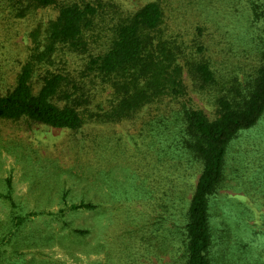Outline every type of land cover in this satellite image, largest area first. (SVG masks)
<instances>
[{"label": "rangeland", "instance_id": "obj_1", "mask_svg": "<svg viewBox=\"0 0 264 264\" xmlns=\"http://www.w3.org/2000/svg\"><path fill=\"white\" fill-rule=\"evenodd\" d=\"M75 1L60 0L14 18L0 0L2 91L13 88L21 68L32 61V47L47 44L45 31L60 5ZM151 1L161 4L168 32L178 33L194 52L199 49L197 56L217 75L233 72L240 80L264 50V0H86L122 14ZM96 28L85 37L92 56L109 42V33L99 31L100 24ZM86 55L58 46L48 62L35 65L33 93L45 71L82 81ZM183 79L181 99L163 98L120 122L96 118L108 112L112 100L111 91L97 85L86 89L89 103L78 109L84 123L77 131L0 121V264H183L180 230L201 165L179 151L168 153L170 127L154 125L170 120L181 104L210 121L217 117L210 92L192 85L186 74ZM215 196L214 245L222 213L228 214L224 264H264V115L231 142ZM221 199H228V208H221ZM81 202L96 209L70 208ZM76 229L88 233H71ZM218 249H212L214 258Z\"/></svg>", "mask_w": 264, "mask_h": 264}, {"label": "trees", "instance_id": "obj_2", "mask_svg": "<svg viewBox=\"0 0 264 264\" xmlns=\"http://www.w3.org/2000/svg\"><path fill=\"white\" fill-rule=\"evenodd\" d=\"M2 1L10 16L23 18L60 0ZM107 11L104 6H93L86 0L60 5L57 18L45 31L47 44L32 47V61L21 68L14 87L2 91L0 80V121L25 120L53 129L77 131L84 123L78 109L89 103L86 89L93 85L108 88L112 99L108 112L96 116L97 119L110 123L132 119L163 98L181 99L186 74L192 85L210 92L217 117L210 121L200 110L181 104L170 114V120L158 121L154 127L163 126L164 130L170 127L168 153L179 151L187 158L184 160L201 165L180 230L183 264H224L228 256L225 248L228 214L222 213L219 241L215 244L219 249L214 258L211 210L217 206L215 195L224 180L225 158L231 142L255 127L264 115V50L257 54V63L250 73L240 80L233 72L228 76L217 75L210 63L197 56L199 49L194 52L178 33L168 32L159 2H148L130 14L115 9L114 13ZM102 13L107 20L102 17L98 23ZM99 24V31L109 33V42L101 54L92 56L85 37ZM196 31L199 37L201 31L199 28ZM61 45L87 52L80 70L82 81L69 74L45 71L39 91L33 93L35 65L48 62ZM54 99H61L64 105L57 106ZM221 200V208H228V199ZM70 208L91 211L96 206L81 202ZM71 233L84 236L88 231L76 229Z\"/></svg>", "mask_w": 264, "mask_h": 264}]
</instances>
